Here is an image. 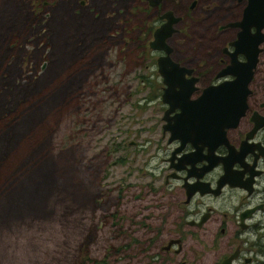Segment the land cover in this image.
Instances as JSON below:
<instances>
[{
  "label": "rangeland",
  "instance_id": "rangeland-1",
  "mask_svg": "<svg viewBox=\"0 0 264 264\" xmlns=\"http://www.w3.org/2000/svg\"><path fill=\"white\" fill-rule=\"evenodd\" d=\"M136 2L0 0V264H179L135 263L143 255L125 246L114 219L139 202L132 189L118 208L109 173L115 181L122 169L109 142L125 134L124 122L160 114ZM187 31L192 38L171 41L173 57L195 66L219 52L210 28ZM207 61L204 84L217 69ZM208 233L193 245L204 263L182 264H216L204 251L214 243Z\"/></svg>",
  "mask_w": 264,
  "mask_h": 264
},
{
  "label": "flooded vegetation",
  "instance_id": "flooded-vegetation-1",
  "mask_svg": "<svg viewBox=\"0 0 264 264\" xmlns=\"http://www.w3.org/2000/svg\"><path fill=\"white\" fill-rule=\"evenodd\" d=\"M136 1V13H142L146 20L139 27L142 37L138 39L153 56L156 72L157 59L166 53L150 48L149 42L157 29L169 24L170 32L164 38L170 48L167 56L188 71L179 79L184 84H174L173 90L188 88V80L194 78L188 96L191 100L204 87L232 78H216L230 64L231 53L242 63L257 51L247 83L245 110L235 126L224 130L225 142L211 148L207 142L182 143L170 138L164 125L167 119H174L178 108L164 116L167 105L160 100L165 87L161 78L156 85L159 116L124 122L125 134L115 142L110 140L109 159L122 169L115 181L109 173V184L119 188L115 197L120 202L116 204L122 208V198L130 197L132 189L134 200L139 202L130 215L126 210L114 215L120 220L125 246L143 255L135 263H204L192 254L196 255L197 236L210 231L215 234L214 243L211 240V249L204 251H212L213 263L264 264V0ZM191 25L210 28L211 40L220 42L219 52L206 53L203 62L195 66L173 57L175 46L171 44L172 40L185 41L189 35L192 38V33L187 34ZM257 27L261 40L255 46ZM210 56L215 58L217 69L212 80L204 84L207 71L201 67L211 65L207 61ZM109 224L113 227V220Z\"/></svg>",
  "mask_w": 264,
  "mask_h": 264
},
{
  "label": "water",
  "instance_id": "water-1",
  "mask_svg": "<svg viewBox=\"0 0 264 264\" xmlns=\"http://www.w3.org/2000/svg\"><path fill=\"white\" fill-rule=\"evenodd\" d=\"M169 24L162 25L153 35L149 42L152 49H162L166 55L157 59V72L165 86L161 92L160 100L167 105L164 116L175 108L178 112L174 114L173 120L166 121L164 131L170 132V138H177L182 143L186 141L207 142L214 148L220 142H225L224 130L236 125L239 117L243 115L246 107V95L248 93L247 83L251 69L256 62L255 49L251 55H247L246 61L238 63L234 53L230 54V64L221 70L216 78L222 75L232 76L229 80H222L216 84L204 87L196 99H189L193 90L192 83L195 79L188 80L186 89L175 92L174 84H184L179 81L181 75L188 72L183 66L173 63L167 56L170 48L164 42L169 34ZM256 29V41L261 40L258 29ZM43 69V64L41 65Z\"/></svg>",
  "mask_w": 264,
  "mask_h": 264
},
{
  "label": "bare ground",
  "instance_id": "bare-ground-1",
  "mask_svg": "<svg viewBox=\"0 0 264 264\" xmlns=\"http://www.w3.org/2000/svg\"><path fill=\"white\" fill-rule=\"evenodd\" d=\"M45 67V65L43 64V68Z\"/></svg>",
  "mask_w": 264,
  "mask_h": 264
}]
</instances>
